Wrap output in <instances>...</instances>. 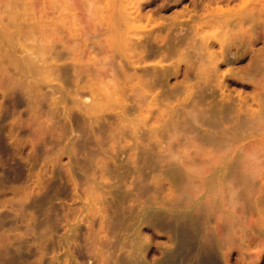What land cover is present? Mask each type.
Here are the masks:
<instances>
[{
	"label": "rangeland",
	"instance_id": "1",
	"mask_svg": "<svg viewBox=\"0 0 264 264\" xmlns=\"http://www.w3.org/2000/svg\"><path fill=\"white\" fill-rule=\"evenodd\" d=\"M1 228L0 264H264V0H0Z\"/></svg>",
	"mask_w": 264,
	"mask_h": 264
},
{
	"label": "bare ground",
	"instance_id": "2",
	"mask_svg": "<svg viewBox=\"0 0 264 264\" xmlns=\"http://www.w3.org/2000/svg\"><path fill=\"white\" fill-rule=\"evenodd\" d=\"M11 18V17H10ZM197 118V117H196ZM196 120V119H195ZM245 167V166H244ZM243 168V167H242ZM193 182H194V184H195V181H191V184H193ZM45 183V182H44ZM44 183H42V184H39V185H37L36 186V188H35V190L33 191V192H35V191H38V192H41L43 189H45L46 187V183L44 184ZM194 184H193V186H194ZM228 185V184H227ZM192 186V187H193ZM45 187V188H44ZM228 188H231V190H234L232 187H230V186H228ZM192 190H193V188H192ZM190 192H193V191H190ZM188 193V192H187ZM187 193H186V195H187ZM194 193V192H193ZM215 193H217V192H215ZM236 193V192H235ZM31 194H32V191H31ZM234 194V193H233ZM223 195V194H222ZM235 195V194H234ZM192 197H193V195H191ZM231 196V195H230ZM231 198V197H230ZM210 203V202H209ZM202 206V205H201ZM205 205H203V207H204ZM2 225V224H1ZM4 228H5V226H4ZM4 228H1V230L0 231H2ZM7 233H10V232H7ZM5 234V235H1L0 234V257L1 256H3V255H5V253L6 252H8V249H9V246H10V244L12 243L11 242V240H10V237L8 236V234ZM3 234V233H2ZM92 240H94V239H92ZM90 241V242H93V241ZM94 243V242H93ZM92 243V244H93ZM42 249V248H41ZM7 254V253H6ZM38 254H39V252H38ZM94 255V254H93ZM104 255V254H103ZM102 254H100V255H98L97 256V260L95 259V258H90V259H92V261L93 262H95V261H97V262H95V263H97V264H109V263H111V262H113V260H112V258L113 257H110V256H108L107 255V257L106 256H103ZM82 256V255H81ZM91 257H92V253H91V255H90ZM89 256V257H90ZM45 257H46V253L45 252H43V250H42V252L40 251V255L38 256V257H36V260H35V262L33 263V264H72V263H70L71 262V259H68V258H63V260L60 262V257H58V256H56V255H54L53 256V258H52V261L51 262H48V263H46L45 262ZM77 257H79L80 258V256L78 255ZM83 257V256H82ZM81 257V258H82ZM88 257V258H89ZM205 257H206V255H205ZM79 258H77V259H79ZM72 259H73V261L75 262L74 264H76V256L74 257V256H72ZM83 259H85L84 257L82 258V260ZM114 259V258H113ZM95 260V261H94ZM91 261V262H92ZM206 261H207V259H206ZM87 262H88V260H87ZM89 262H90V260H89ZM95 263H93V264H95ZM31 264V263H30ZM89 264H92V263H89ZM115 264H146L145 263V259L143 258V257H141V256H137V255H130L129 256V258H123V259H117V260H115ZM211 264V263H210ZM216 264V263H215Z\"/></svg>",
	"mask_w": 264,
	"mask_h": 264
}]
</instances>
